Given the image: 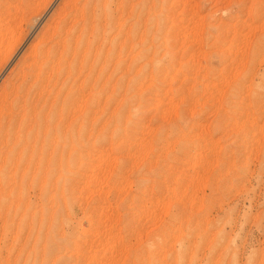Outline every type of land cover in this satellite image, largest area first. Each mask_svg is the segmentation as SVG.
Returning <instances> with one entry per match:
<instances>
[{
	"label": "rangeland",
	"instance_id": "1",
	"mask_svg": "<svg viewBox=\"0 0 264 264\" xmlns=\"http://www.w3.org/2000/svg\"><path fill=\"white\" fill-rule=\"evenodd\" d=\"M66 1L0 0L1 93ZM151 1L143 48L82 53V151L0 197V264H264V0Z\"/></svg>",
	"mask_w": 264,
	"mask_h": 264
},
{
	"label": "bare ground",
	"instance_id": "2",
	"mask_svg": "<svg viewBox=\"0 0 264 264\" xmlns=\"http://www.w3.org/2000/svg\"><path fill=\"white\" fill-rule=\"evenodd\" d=\"M135 1H137L135 5L131 1L129 3V0L115 2L112 0H68L66 3L64 2L65 4L61 10L59 9L49 33L39 42L36 50L31 51V55L23 64L19 65L21 68L19 67L20 71L17 72L15 80L11 84L9 81L10 85L6 89H2V91L4 90L2 93L0 91V197L5 200L10 199L8 203L12 202L13 206L14 199L11 198L13 196L11 194L15 193L17 187L18 190L23 188L22 194L19 195L20 198L15 199L17 202L14 203V206L17 204L19 210L24 212L23 217L36 212L29 202L31 197L38 196L41 201H49L51 183L54 179L61 181L67 176L68 166L79 158L77 154L82 151V83L79 85L82 78V53L83 56H88L92 53L91 48H95L94 55L92 54L95 57L91 67L93 69L99 63L102 66L101 63L106 62L118 48V51L122 52L130 47L128 43L131 41V37L135 36L134 33L131 34L134 23L141 29L140 41L137 42H140L142 48L144 47L146 43L144 39L146 38L145 26H147L145 25L147 24L145 15L146 11L150 13L151 10L145 11L146 0ZM113 6L115 10L112 11L116 14V19L112 17ZM146 6L148 7V5ZM20 11L22 10L20 9ZM152 14L156 15L157 13L152 12ZM161 15H156L154 20ZM152 18L150 19L152 20ZM159 18L161 19V17ZM116 20L117 27L112 28V22ZM128 22H132V24L129 25ZM108 26L110 30H108ZM111 33L112 36H110ZM2 34L4 36V33ZM98 36L102 38V41H99L100 37ZM97 38L98 40H96ZM160 38L159 36L158 39ZM129 50L128 52H130ZM140 52L143 51L140 50ZM102 55H105L104 58H101ZM121 61L119 60V62ZM111 69H113L112 66ZM3 198L1 200H4ZM25 200H28V205ZM3 205L5 207V204ZM2 213L4 214V212ZM8 214L11 215V212Z\"/></svg>",
	"mask_w": 264,
	"mask_h": 264
}]
</instances>
